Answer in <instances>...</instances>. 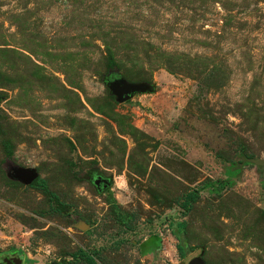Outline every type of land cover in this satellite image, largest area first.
I'll list each match as a JSON object with an SVG mask.
<instances>
[{
    "label": "rangeland",
    "instance_id": "rangeland-1",
    "mask_svg": "<svg viewBox=\"0 0 264 264\" xmlns=\"http://www.w3.org/2000/svg\"><path fill=\"white\" fill-rule=\"evenodd\" d=\"M263 162L264 0H0V264H264Z\"/></svg>",
    "mask_w": 264,
    "mask_h": 264
},
{
    "label": "water",
    "instance_id": "water-1",
    "mask_svg": "<svg viewBox=\"0 0 264 264\" xmlns=\"http://www.w3.org/2000/svg\"><path fill=\"white\" fill-rule=\"evenodd\" d=\"M108 87L112 94L116 96V99L119 102H125L133 95L136 91H142L148 89L150 86L145 83H131L124 79L113 78L108 81ZM256 163H261L255 161ZM264 164V162L262 163ZM15 178L20 179L25 184H31L36 178L37 174L33 169L30 168H15L14 169ZM100 182L103 183V188H106L110 184L109 178H102L98 175L94 178V183L97 188L100 190ZM21 258H14L12 264H21ZM188 264H206L201 255L192 256Z\"/></svg>",
    "mask_w": 264,
    "mask_h": 264
},
{
    "label": "trees",
    "instance_id": "trees-1",
    "mask_svg": "<svg viewBox=\"0 0 264 264\" xmlns=\"http://www.w3.org/2000/svg\"><path fill=\"white\" fill-rule=\"evenodd\" d=\"M44 182L45 181L43 179L36 178L31 184L44 186ZM219 183H220V186H222L224 184V181H220ZM220 188L221 187L216 188L215 190L216 191H219ZM195 196L196 195L194 193H191V194H188L187 195L188 198L189 197L190 198L191 197H195ZM188 202H189V200L188 199H185L182 205L184 207H188ZM184 226H185V222L184 221L179 222L178 223V230H180V231L183 230ZM176 249H177L178 254H179L180 257H184L187 254V252H188V247L186 246V242L183 241V240H181V242H179V243L176 244ZM85 257L90 262L89 264H96L95 261H94V259L91 256L85 255Z\"/></svg>",
    "mask_w": 264,
    "mask_h": 264
},
{
    "label": "flooded vegetation",
    "instance_id": "flooded-vegetation-1",
    "mask_svg": "<svg viewBox=\"0 0 264 264\" xmlns=\"http://www.w3.org/2000/svg\"><path fill=\"white\" fill-rule=\"evenodd\" d=\"M99 186H100V190H101V189H104V188H103V183H102V182H100ZM4 257H5V258H4V263H5V264H12V263H13V259H14V258H18L17 256H13V255H10V254H6Z\"/></svg>",
    "mask_w": 264,
    "mask_h": 264
}]
</instances>
